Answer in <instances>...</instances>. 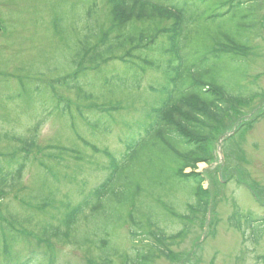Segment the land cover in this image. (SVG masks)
I'll return each instance as SVG.
<instances>
[{
    "label": "rangeland",
    "instance_id": "rangeland-1",
    "mask_svg": "<svg viewBox=\"0 0 264 264\" xmlns=\"http://www.w3.org/2000/svg\"><path fill=\"white\" fill-rule=\"evenodd\" d=\"M204 1L194 10L200 43L210 48L220 29L233 30L252 48L243 66L217 60L215 80L241 103L207 143L209 161L185 172L206 179V210L195 206V185L176 178L166 142L137 141L146 110L165 98L150 90L164 78L112 91L87 63L111 34L108 0H0V164L30 158L0 207L17 216L0 219V264H264V0H246L232 25L208 21L230 0ZM244 16L259 25L251 38L236 25ZM81 65L91 68L82 88L58 84ZM64 104L109 109L113 132L90 125L107 118L89 124Z\"/></svg>",
    "mask_w": 264,
    "mask_h": 264
},
{
    "label": "trees",
    "instance_id": "trees-1",
    "mask_svg": "<svg viewBox=\"0 0 264 264\" xmlns=\"http://www.w3.org/2000/svg\"><path fill=\"white\" fill-rule=\"evenodd\" d=\"M199 1L201 0H108L110 8L108 17L112 23L110 30L113 35L111 37L110 33L104 35L99 39L101 45L92 47L89 53L92 57L86 56L89 61L91 60L87 63L96 64V67H93L95 74L100 75L105 71L106 78L102 80L101 85L112 91L117 88H139L148 74H160L164 78L163 83L157 80L151 86V94L155 96L156 93L162 92L165 98H159L161 103L146 110L147 115H144L146 120H143L144 123L141 125H144L147 131L145 134L139 131L137 141L139 140L138 144L166 142L178 161L176 178L195 185L197 190L195 206L206 210L207 201L201 195L206 179L194 171L188 174L185 172L188 169H196L199 163L209 161L207 143L210 139L214 140L218 124H222L241 103L240 98L215 80V73L219 67H216L217 60L225 58L230 64L243 66L247 64L252 48L251 39L243 42V38L238 33L234 34L233 30L220 29L210 48L203 42L200 43L199 38L203 31L196 29L197 26L194 25L197 17L194 10L200 5ZM208 1L211 0L204 2ZM247 3L249 1L246 0L221 2L219 12L208 21L212 23L224 19V22L228 21L226 23L232 25L231 22L237 20L236 13L244 15L243 6ZM252 3L256 7L261 5L260 0H253ZM253 19L244 16L236 24L248 32L250 38L249 34L259 26ZM169 20H172V25L164 27L165 22ZM207 48L209 52L203 55ZM106 52H110V55L103 60L102 56ZM84 62L85 60L83 64ZM100 62L104 64L101 65ZM89 69L91 68L88 65H81L76 74L60 80L58 84L80 89L83 87L81 85L83 80L80 79ZM85 71L87 72L83 75ZM63 107L65 113L73 109L71 105L64 104ZM77 107L76 105V109H73L74 115L85 118L89 124L93 116L101 120L107 118L110 124L90 125L106 129L104 134L111 135L115 122L109 109L98 105ZM133 136L135 135L122 138L120 143L126 144ZM142 139L146 141H141ZM26 143L29 148L35 145L33 137L28 138ZM18 155L8 161V167L0 164V207L9 193L18 188L24 165L29 162V157L19 158ZM1 218L4 216L0 211ZM251 218L250 214L248 220ZM16 219L17 216L10 215L9 219L4 218V223L10 224ZM68 221L69 225L74 224V220ZM255 222L253 218L252 223ZM160 254L168 255L166 251ZM136 255L141 261L140 254Z\"/></svg>",
    "mask_w": 264,
    "mask_h": 264
},
{
    "label": "water",
    "instance_id": "water-1",
    "mask_svg": "<svg viewBox=\"0 0 264 264\" xmlns=\"http://www.w3.org/2000/svg\"><path fill=\"white\" fill-rule=\"evenodd\" d=\"M0 30H1V24H0Z\"/></svg>",
    "mask_w": 264,
    "mask_h": 264
}]
</instances>
